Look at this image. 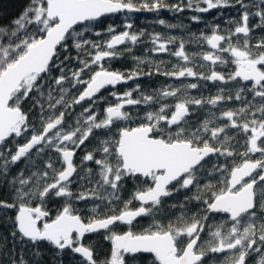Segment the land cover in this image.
Listing matches in <instances>:
<instances>
[{
  "label": "snow or ice",
  "instance_id": "obj_1",
  "mask_svg": "<svg viewBox=\"0 0 264 264\" xmlns=\"http://www.w3.org/2000/svg\"><path fill=\"white\" fill-rule=\"evenodd\" d=\"M237 4L238 21L192 34V42L208 51L189 54L182 38L152 35L151 52L168 53L184 66L162 70L160 61L155 72L144 73L140 65L155 62L133 57L132 70L105 67L131 54L119 46L135 45L145 33L132 32L127 21L121 32L112 25L96 30L102 17L162 8L208 13ZM256 30L264 32V0H28L10 25L0 24V190L8 193L0 197V227L6 230L0 232V264H65L66 252L72 254L69 264H205L209 256L215 264V254H224L220 264H249L253 256L254 264H264V35L255 36ZM170 45L178 47L171 51ZM197 59L209 65L207 74L194 70ZM229 63L234 71L216 70ZM153 74L195 82L151 94L136 84L112 91L117 102L99 108L107 99L102 90ZM201 81L219 84L215 95H189ZM84 102L88 107L75 113ZM229 102L238 106L217 115V106ZM141 105L148 106L142 115ZM206 106V116L193 120L194 110ZM90 139L95 144L77 164V151ZM129 180L133 190L124 200ZM181 193L183 199L165 203ZM52 198L65 201L54 217L46 207ZM73 198L91 202L89 216L73 207ZM134 201L139 206L132 208ZM194 202L196 211L189 207ZM165 208L179 215L164 223L159 217ZM215 215L226 218L209 224ZM141 217L151 223L133 230ZM117 224L128 228L117 232ZM100 233L110 242L103 260L97 245L86 242Z\"/></svg>",
  "mask_w": 264,
  "mask_h": 264
},
{
  "label": "trees",
  "instance_id": "obj_2",
  "mask_svg": "<svg viewBox=\"0 0 264 264\" xmlns=\"http://www.w3.org/2000/svg\"><path fill=\"white\" fill-rule=\"evenodd\" d=\"M134 2L139 5L144 2V0H134ZM150 2V0H149ZM180 2V0H164V3L167 5H176ZM245 2H248V0H245ZM28 0H0V24L2 25H10V22L17 18L21 12L23 11L25 5H27ZM239 13H240V6L237 4L235 7H230L227 9H213L210 10L208 13H198L194 12L192 10L186 9L185 11L181 12H175L171 8H162L159 11H140L139 13H128L123 12L121 14H115V15H108L105 17H102L100 22L97 24L96 30H106L109 25H112L116 28L117 32L124 31V23L130 22L133 25V28L131 29L132 32L139 34L141 31L145 33L142 37H140L139 42L135 45H132L130 43L126 44L122 48L118 49L119 51H124L126 47H130L132 49L131 54H124L122 58L110 60L105 62V67L110 68L111 70H119V71H129L137 67L136 62L133 60V57H141V58H148L154 61L153 64L144 63L140 65V70L144 73H148L150 71L155 72L156 64H158L160 61H164L163 58L160 56L155 55L153 52L150 51L151 46L148 44H144L146 40L152 37L153 34L159 33L163 35L164 37L172 36L177 37L178 39L187 38L186 44L188 45L187 52L189 53H195V52H202V51H208V48L206 45H198L194 42H192L191 37L192 34H195L196 36H199L201 32H209L210 28L213 24H219L222 28L227 27L226 21L230 19L239 20ZM193 15H197L201 17L200 22H194L190 18ZM166 21V24L162 25L159 23V20ZM257 21L255 19L250 21L251 24L256 23ZM167 24H174L178 27L176 28H168ZM255 36L259 37L261 35H264V32H261L260 30H256L254 33ZM93 39H100V40H106L108 39L107 36H101L99 38H96L94 35L91 37ZM242 39V38H241ZM255 41L253 40V43ZM73 55H75V50H73ZM62 58V57H61ZM162 70H169V68L164 65H161ZM170 71V70H169ZM87 74H85L86 78ZM143 77V84H149V91H147V94H151L153 90L160 89L163 85L167 83L170 77H165L164 75L160 74H153V75H147V76H141ZM134 84V81L132 82ZM157 86H161L157 88ZM220 85L217 86L213 84H205V86L202 89L196 90L195 94L196 98L200 97H210L212 95H215L217 88ZM230 87H233V85H230ZM110 89H106L100 93V96L105 91H108ZM120 87H117L113 89V91H118L119 93H122ZM79 91H82V88H78L73 90L72 96L78 95ZM106 99V102L101 103L99 105V108L102 110L106 103H115L116 100H114L111 96H103ZM72 97L70 96L69 99ZM89 102H85L82 106H88ZM167 103L174 104L175 100L173 98H169L167 100ZM27 107H23L24 110H28L31 107V101L29 100L26 104ZM233 106V103L229 102L227 105H218L217 110H214L217 112V115H219L220 110H224L225 108H234L237 107ZM79 106H77L74 111L77 110ZM210 106H206L203 109L197 108L195 109L196 115L192 116L193 120L196 119H203L206 114L209 112ZM102 114V113H101ZM32 119H36V113L34 112ZM74 116L72 117V120H74ZM71 122V121H70ZM232 132H229V135H231ZM243 139V136L241 134L240 136ZM23 142V141H21ZM90 150L89 148H85L82 146V149L77 151V155L75 157L76 163L79 164L80 157H82L85 154V151ZM243 150V149H241ZM47 158V157H45ZM253 158H259V155L256 154ZM237 162H239V158H237ZM22 165H18L17 169L21 167ZM90 167H94L93 165H89ZM134 181L129 180L127 181V191H124L121 195L124 200H127L129 198L130 192L133 190ZM73 192H77L79 190L77 185H73L72 188ZM7 190H0V197L7 198ZM183 193H181L179 196H174L171 200L166 201V204H170L175 202L178 199H183ZM63 199L58 198H52L48 200L46 207L51 212V215L54 217L56 215V211L59 210L62 205L64 204ZM137 202H133L131 205L132 208L138 207ZM73 207L76 208L81 212V214L85 217L90 215V212L87 211V209H90L92 207L91 202H77L73 198ZM117 208L123 207V204H117ZM189 207L192 209V211H196V205L195 202L192 205H189ZM107 211V209H104L100 212V215H104V213ZM176 215H179V212L174 210L172 213H169L167 208L163 210V212L160 215V219L167 223L168 220H174ZM219 220V216L215 215L213 216L208 223L212 224ZM151 223V217H141L138 218L133 223V230L140 231L142 228L148 227V225ZM128 226L117 224L114 228L117 232L126 231ZM6 231L4 228L0 227V232ZM105 233L100 234H90L86 238V242H94L96 247V252L98 254L99 259L103 260L105 256L108 254L110 250V242L106 241L104 237ZM207 237L206 234H204V238ZM30 248L31 246L28 245ZM42 247H46V245H42ZM70 252H66L64 254V261L65 264H69V259L71 257ZM47 258V257H46ZM212 259L211 256H209L205 260V264H209V261ZM224 259V254H215V264H220V262ZM256 257L253 256L252 259L249 261V264H254ZM76 260H79V257H76Z\"/></svg>",
  "mask_w": 264,
  "mask_h": 264
},
{
  "label": "flooded vegetation",
  "instance_id": "obj_3",
  "mask_svg": "<svg viewBox=\"0 0 264 264\" xmlns=\"http://www.w3.org/2000/svg\"><path fill=\"white\" fill-rule=\"evenodd\" d=\"M177 38V37H176ZM184 41H187V38H184L183 39ZM148 42H149V44H148ZM148 44L149 46H151V48L153 47V43H152V39L151 38H149L148 40H146L145 42H144V44ZM123 46H125V45H123ZM122 46V47H123ZM122 47H120V48H122ZM170 47V50L171 51H175L176 50V47H178V45H170L169 46ZM119 48V49H120ZM207 48H208V46H207ZM186 49H188V45L186 44V47H185V50ZM208 50H209V48H208ZM186 52H187V50H186ZM187 53H189V52H187ZM197 53V52H196ZM155 55H157V56H161L162 58H163V60H164V66L166 67H168L169 68V70H172V66L173 65H180V66H184V64H183V62L182 61H178L177 60V58H175V57H173V56H170L168 53H154ZM202 65V61L201 60H199V59H197L196 61H195V66L193 65V64H188V65H186V66H189V67H193L194 66V70L195 71H197V72H204V73H208V71H209V65L207 64V63H203V66H201ZM216 70L217 71H223V72H225V73H228V72H231V71H234V66H227V67H221V66H217L216 67ZM132 82L133 81H129L127 84H122V85H125L123 88V90H127V89H130V88H132V87H134L136 84H139L140 86H141V89L145 92V93H147V91H149V84H143L142 85V83H143V77H139L138 79H136V80H134V84H132ZM189 82H195L194 81V79L193 78H180L179 80L178 79H175V78H169V80L167 81V83L165 84V85H174V86H179L181 83H189ZM201 83V87L199 88V89H202L204 86H205V83L203 82V81H201L200 82ZM209 84H212L211 82H208ZM121 85V84H120ZM121 85V86H122ZM165 85H163V86H165ZM218 85V84H217ZM216 85V86H217ZM121 86H116V88L117 87H120L121 88ZM127 86L129 87V88H127ZM162 86V87H163ZM234 86V85H233ZM159 87H161V86H157V88H159ZM161 87V88H162ZM235 87V86H234ZM106 89H111V91H113V88L112 87H108V88H106ZM106 89H104V90H106ZM122 89V88H121ZM199 89H192V90H189V95H191V96H196V94H195V92H196V90H199ZM104 90H102V91H104ZM123 90L121 91L122 93H123ZM101 91V92H102ZM100 95V94H99ZM134 95V97L136 96V95H138L137 93H134L133 94ZM117 101H115V103H116ZM167 102V101H166ZM85 103V102H84ZM231 103H233V102H231ZM237 104L236 103H233V106H236ZM142 106L143 105H141L140 107H139V109H138V111L141 113V115L145 112V111H147L148 110V108H145L144 107V109L142 108ZM153 108H156L157 106L156 105H153L152 106ZM129 109H131V108H129ZM128 110V109H127ZM137 109H131L130 111H133V112H135ZM84 147V146H83ZM139 205V204H138ZM219 216V220L218 221H220V220H222V219H225L226 217L224 216V215H218ZM217 221V222H218ZM123 225V224H122ZM125 226H127V225H125ZM205 239H207V237H205Z\"/></svg>",
  "mask_w": 264,
  "mask_h": 264
},
{
  "label": "rangeland",
  "instance_id": "obj_4",
  "mask_svg": "<svg viewBox=\"0 0 264 264\" xmlns=\"http://www.w3.org/2000/svg\"><path fill=\"white\" fill-rule=\"evenodd\" d=\"M196 53V52H195ZM189 54H191V53H189ZM227 55V54H226ZM227 66H233V65H231L230 63L228 64V65H225V66H221V67H227ZM131 82V81H130ZM122 85V84H121ZM121 85H118V86H121ZM125 85H122L121 86V90L120 91H122L125 87H124ZM124 87V88H123ZM127 88H129L128 86H127ZM124 91H126V90H123V92ZM112 91H111V89L110 90H108V91H105L103 94H102V96H110V93H111ZM115 100V99H114ZM28 102V101H27ZM27 102H25L24 103V105H23V107H27L25 104L27 103ZM82 105H84V103L82 104ZM82 105H80L78 108H77V110L75 111V113H79V112H81L82 111V109L83 108H86V107H88V106H82ZM144 107L145 108H148V106H145V105H143L142 106V108L144 109ZM128 110H131V109H128ZM75 118V117H74ZM121 126H123V125H121ZM113 131H115V129H113ZM97 135H100V133H97ZM239 138H241V137H238V139ZM95 144V139H90L89 141H87L86 142V144L84 145V147L85 148H89V149H91V147L93 146Z\"/></svg>",
  "mask_w": 264,
  "mask_h": 264
},
{
  "label": "water",
  "instance_id": "obj_5",
  "mask_svg": "<svg viewBox=\"0 0 264 264\" xmlns=\"http://www.w3.org/2000/svg\"><path fill=\"white\" fill-rule=\"evenodd\" d=\"M140 12V11H139ZM139 12H132V13H139ZM121 13H123V12H120V13H116V14H121ZM110 15H115V14H110ZM123 45H121V46H119V48L120 47H122ZM138 203V202H137ZM138 219V218H137ZM124 225V224H123ZM79 257V256H78Z\"/></svg>",
  "mask_w": 264,
  "mask_h": 264
}]
</instances>
